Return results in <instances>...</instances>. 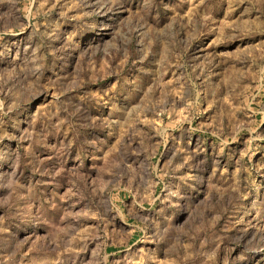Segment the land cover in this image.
<instances>
[{
  "label": "rangeland",
  "instance_id": "374dc122",
  "mask_svg": "<svg viewBox=\"0 0 264 264\" xmlns=\"http://www.w3.org/2000/svg\"><path fill=\"white\" fill-rule=\"evenodd\" d=\"M0 264H264V0H0Z\"/></svg>",
  "mask_w": 264,
  "mask_h": 264
}]
</instances>
